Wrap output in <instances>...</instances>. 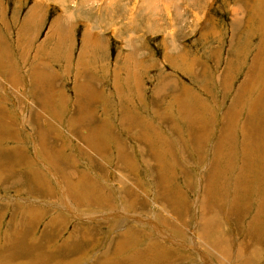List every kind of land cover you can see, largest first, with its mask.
<instances>
[{
    "label": "rangeland",
    "instance_id": "rangeland-1",
    "mask_svg": "<svg viewBox=\"0 0 264 264\" xmlns=\"http://www.w3.org/2000/svg\"><path fill=\"white\" fill-rule=\"evenodd\" d=\"M0 23L28 84L0 33L23 114L0 103V264H264V0H0Z\"/></svg>",
    "mask_w": 264,
    "mask_h": 264
},
{
    "label": "crops",
    "instance_id": "crops-1",
    "mask_svg": "<svg viewBox=\"0 0 264 264\" xmlns=\"http://www.w3.org/2000/svg\"><path fill=\"white\" fill-rule=\"evenodd\" d=\"M23 13V12H22ZM22 13H20V15L22 14ZM34 19V18H33ZM17 27H18V23L13 27L11 24H9V28H8V31L6 30V27L4 26V25H2L1 23H0V33L1 34H3V36H4V41H5V43H6V46H7V49H8V53L11 55V59H12V61L14 62V66H15V64L17 65V69L19 70H16V72L18 73V75L20 76L21 75V77H23V80H21L20 79V81L19 82H22V85H18L19 86V90H20V93H22V90H24V91H27V89H28V84L26 83V78H25V76H24V71H23V69L21 68V64L19 63V61H17V50H16V36H15V31H16V29H17ZM13 34H12V33ZM45 32V28H42L40 31H39V33L37 34V36L35 37V34L36 33H34L32 36H31V39H33L34 37H35V40H33V44H32V49L30 50V56L32 55V53L34 52V47H36V44L37 43H39L40 42V40L42 39V35H43V33ZM0 47H1V49H2V45L0 44ZM25 47V46H24ZM29 48H30V44H28V46H27V48H26V50H25V56L24 57H26V52L29 50ZM19 57H20V53H19ZM74 59H75V56H74ZM16 60V61H15ZM23 60V59H22ZM30 57L28 58V60H27V62L25 63V66H28V64H29V62H30ZM119 59H117L116 61H118ZM36 61V63L34 64V69H33V71H32V73L33 74H38V77H40V79H42L43 78V82H42V88H43V86L44 85H48V80L46 79L45 80V77L47 76V72H42L43 70H44V66H43V64L42 63H40V62H38L36 59H34V58H32V62L31 63H34ZM16 62V63H15ZM74 62V61H73ZM119 67V66H118ZM5 68V70H7V65L4 67ZM120 69V68H119ZM1 71V70H0ZM69 71H71L70 69H69ZM42 72V73H41ZM120 72V71H119ZM49 73H50V71H49ZM50 74H52V73H50ZM70 74H72V71H71V73ZM113 75H117V73L113 70ZM116 78H119V76H117V77H113V84L115 85L116 84ZM64 82V81H63ZM0 83H1V87H0V99H1V101H0V103L1 104H3L4 106H6V108H7V111L10 113V114H12L13 115V117L14 118H16V120L19 122V128L21 129V130H23V125L21 124V116H23V114L20 116V114H19V111H18V109H21V108H19V105H17V103H16V101H17V99H18V96H15V98H13V97H11L12 99H10L11 100V102L10 101H8V97H7V95H4V93H3V91L1 92V89L3 90V88H4V84L2 83V80H1V78H0ZM24 83L26 84L25 85V89H24ZM77 85H75L76 87L78 86L79 87V90H78V96H77V98L75 99L77 102H78V105H79V109H78V114H71V117L73 116V118L74 117H80V115L81 114H83V116L84 115H87V113L90 111V109H89V107L87 108V106H85V101H87V100H90L91 99V93H93V92H95V89H94V82H93V84L92 83H90L89 82V80H87L86 82H84V83H82L81 81H78L77 80ZM7 86V85H6ZM23 88H22V87ZM41 86V85H40ZM49 86V85H48ZM48 86L46 87V89L48 88ZM69 92V94H70V96L68 97V95H67V91L65 90V93H66V95H67V98H68V101H67V106H70L71 105V103L73 102V97L71 96V91L69 90L68 91ZM25 93V92H24ZM5 96H6V98L7 99H5ZM36 96H37V93H36ZM23 100H24V98H23ZM23 100H22V102H23ZM23 104V103H22ZM8 105H10V106H8ZM26 105L28 106V101H26L25 102V104H24V110L26 109ZM134 105L132 106L130 103H129V105L127 106V110H125L126 112H129L130 110H132V109H134ZM199 110V109H198ZM6 111V110H5ZM82 116V117H83ZM4 125V124H3ZM73 146V145H72ZM72 149H74L73 147L71 148V152H72V154H73V150ZM80 180V183H82L83 181L81 180V179H79ZM241 185V183H239L238 185L236 184V185H234L235 186V191H234V195L236 196V194L238 193V186H240ZM83 186H85V185H83ZM86 187H88V185L86 184V186L85 187H83V189L84 188H86ZM241 187H242V185H241ZM241 187H240V191H241V194H242V190H241ZM86 193H87V191H86ZM83 195L85 194V193H82ZM86 196H88V193L87 194H85ZM232 202H233V199H232ZM234 203V202H233ZM218 237H219V235H218ZM213 239H216V236H213L212 237ZM16 242H21V238H18V239H16L15 240ZM106 245H104L103 247H105ZM144 254H145V250H144V252H143ZM148 253V252H147ZM149 254V253H148Z\"/></svg>",
    "mask_w": 264,
    "mask_h": 264
},
{
    "label": "bare ground",
    "instance_id": "bare-ground-1",
    "mask_svg": "<svg viewBox=\"0 0 264 264\" xmlns=\"http://www.w3.org/2000/svg\"><path fill=\"white\" fill-rule=\"evenodd\" d=\"M258 90V89H257ZM264 105V104H263ZM38 115V114H37ZM236 180V179H235ZM239 182H242V180H240ZM261 184V183H260ZM244 197V196H243ZM246 197V196H245ZM237 198V197H236ZM235 198V199H236ZM264 198V197H263ZM238 200H240V197H239V199ZM261 200H262V197H261ZM234 201V200H233ZM262 203H263V201H262ZM237 204V203H236ZM261 204V203H260ZM263 206H264V203H263ZM248 207V206H247ZM259 214H260V212H256L255 213V217H257V216H259ZM254 218V217H253ZM260 219V218H259ZM253 221V220H252ZM251 221V222H252ZM258 228V227H257ZM202 229V228H201ZM206 229V228H205ZM203 231V230H202ZM207 231H209V230H207ZM215 230H213V232H214ZM200 232H201V230H200ZM197 234H199V233H197ZM200 234H202V233H200ZM216 235V234H215ZM214 236V235H213ZM201 237V236H200ZM246 238V237H245ZM201 239V238H200ZM246 242H247V239H246ZM243 243V242H242ZM16 244H17V246H19L20 245V242H16ZM241 245H243V244H240L239 246H238V244H237V246H238V249L239 250H241V251H243V247L241 246ZM245 245V244H244ZM8 247V246H7ZM16 247V246H15ZM20 247V246H19ZM19 247H18V249H19ZM247 248H248V246H247ZM10 249V248H9ZM17 249V250H18ZM236 249V248H235ZM237 250V249H236ZM236 250H234V253H235V251ZM248 250V249H247ZM246 250V251H247ZM248 252V251H247ZM252 253H250L251 255H249V253H247L245 256H242V257H240V255L242 254V253H239L238 251H236V253H235V256L234 257H232V258H235L237 261H238V263L237 264H258L260 261H261V259H262V257L260 258V253H259V251H257V250H252L251 251ZM256 255H258L257 257V259H256V261H254V258L256 257ZM230 256V255H229ZM233 256V255H232ZM249 257V258H248ZM251 257H254V258H252L251 259Z\"/></svg>",
    "mask_w": 264,
    "mask_h": 264
}]
</instances>
